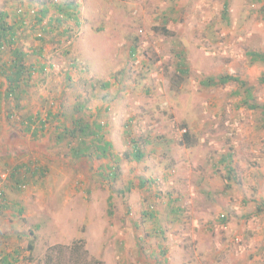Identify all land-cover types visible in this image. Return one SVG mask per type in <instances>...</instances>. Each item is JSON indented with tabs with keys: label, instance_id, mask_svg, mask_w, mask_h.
<instances>
[{
	"label": "rangeland",
	"instance_id": "1",
	"mask_svg": "<svg viewBox=\"0 0 264 264\" xmlns=\"http://www.w3.org/2000/svg\"><path fill=\"white\" fill-rule=\"evenodd\" d=\"M0 12L25 67L45 66L0 110L1 257L72 264L52 248L82 239L102 264H264V63L248 55L264 54V0H0ZM225 75L243 85L204 84Z\"/></svg>",
	"mask_w": 264,
	"mask_h": 264
},
{
	"label": "trees",
	"instance_id": "2",
	"mask_svg": "<svg viewBox=\"0 0 264 264\" xmlns=\"http://www.w3.org/2000/svg\"><path fill=\"white\" fill-rule=\"evenodd\" d=\"M69 7H72L71 5H68ZM46 10H43L41 13V17H44ZM6 14L3 12H0V53H5L6 51L8 52L9 50V61L5 62V67L2 69L1 73L4 76V84H6V88L3 90L2 93H0V110L5 105V102H7L10 98L15 99V97H18L21 94V86L25 85L27 80L30 79V76L33 72L36 73H42L44 71V64L37 65H29L26 66L24 65V59H25V54L24 52L19 49L18 47H15V36L18 31L17 27V22L10 23L6 20ZM60 20V19H58ZM37 21H41V19H37ZM20 25H22V21H20ZM12 44H14L12 46ZM12 46V47H10ZM10 48V49H9ZM250 56L251 60L253 62H261L264 63V54L260 52H250L248 53ZM236 82L240 85H243V82H241L238 78L232 77L229 75L221 76L219 79L213 80L209 79L205 81L206 86H215L217 84L220 85H225L229 82ZM3 84V85H4ZM105 86V85H104ZM19 88V91H18ZM248 99H250V92L249 89L246 92ZM258 106L256 105H249L250 109H256ZM262 112L264 113V105L260 106ZM32 126V121L31 118L28 120V123L26 125V131L31 130ZM76 131L80 132L81 134H84L86 129H89L88 125H82L80 122L75 123ZM98 127H96L97 131H92L90 130L86 134L89 136H92L94 138L96 144V152H99L100 156H103L107 150L110 147V144L102 141L99 139L98 136ZM33 132V131H31ZM34 136L36 133H32ZM134 157L136 159H140L142 157L141 153L138 151H134ZM74 156L76 158L83 156V151L80 149V147L74 151ZM229 158V155L227 156ZM228 158H224V162L228 163L229 160ZM59 248H66L68 250V255L66 257L67 263H72V264H102V262L90 258L87 250L85 249V242L82 239L75 240L72 242V244L67 248V247H53L52 251H56L57 254H59ZM60 255V254H59ZM0 259L2 260V264H9L8 258L7 257H1ZM58 260H61V257H58Z\"/></svg>",
	"mask_w": 264,
	"mask_h": 264
}]
</instances>
